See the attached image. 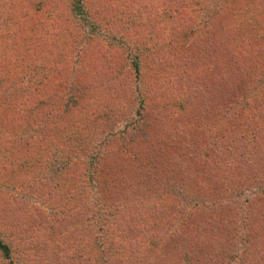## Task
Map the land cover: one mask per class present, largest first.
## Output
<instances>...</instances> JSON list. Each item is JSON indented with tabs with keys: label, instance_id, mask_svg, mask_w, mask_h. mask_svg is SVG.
Instances as JSON below:
<instances>
[{
	"label": "trees",
	"instance_id": "16d2710c",
	"mask_svg": "<svg viewBox=\"0 0 264 264\" xmlns=\"http://www.w3.org/2000/svg\"><path fill=\"white\" fill-rule=\"evenodd\" d=\"M148 1L26 0L34 11L33 26L43 20L54 28L51 41L60 57L46 58L48 73L59 64L62 70L56 74V89L44 88L30 77L21 85L22 77L2 70L0 121L7 130L14 123L25 127V136L8 139L14 149L21 148L20 158L30 151L39 159L61 148L65 160L59 175L67 182L62 188L74 199L71 213L63 211L64 221L81 224L91 243L107 254L109 264H236L237 255L224 249L226 243L233 245L235 234H226L227 224L216 217L223 206L248 209L250 189L245 183L250 176L242 173L247 168L264 172V123L254 120V98L248 97L251 82L264 72V59L255 55L253 42L236 39L213 15L196 37L191 36L196 33L192 25L187 29L191 8L203 10L220 0ZM169 29L172 37L166 38ZM200 53L215 60L188 71L192 61L186 59H200ZM213 72L219 84L215 100L200 91L204 75ZM116 153L135 155L124 175H114L116 170L105 160ZM169 155H184L187 163L166 159ZM19 162L24 164V158ZM193 164L200 175L208 167V182L222 179L227 187L194 184L188 169ZM11 168L0 162V172ZM143 175L144 185L138 189L143 199H129L126 224L109 227L110 220L119 222L118 179L135 183ZM164 178L172 187L154 183ZM27 182L16 179L12 187L18 192H52L46 183ZM243 216L245 227L251 216ZM6 230L0 216V254L6 264H15ZM220 231L224 235L219 236ZM248 238L240 237L245 253ZM199 245L202 250L196 249ZM83 254L78 247L71 256L83 262Z\"/></svg>",
	"mask_w": 264,
	"mask_h": 264
},
{
	"label": "rangeland",
	"instance_id": "374dc122",
	"mask_svg": "<svg viewBox=\"0 0 264 264\" xmlns=\"http://www.w3.org/2000/svg\"><path fill=\"white\" fill-rule=\"evenodd\" d=\"M25 1L26 0H0V72L2 70H9L10 75H19L18 77H22L23 80L21 85H23L24 82L28 83L30 77L32 78V82L35 81L44 88L56 89L55 87L58 86L57 73L62 70V65L59 64V66L51 68L53 72L50 71L48 73L47 70H50V62L46 60L47 57L51 60L54 55L55 57L53 60H57L58 56L60 57L59 54L56 56L59 50L55 42L51 41V33L54 29L53 25L49 22L43 23L41 19L42 22L39 21L38 25L34 27L31 18V14L34 11L30 6L25 4ZM149 1L152 2L154 0ZM10 2L13 3V5ZM3 3H5L6 6L1 7ZM190 7L194 6L191 5ZM191 13L192 18H188L186 22L187 29H190L192 25V30L196 32L191 36L196 37L200 29L203 26L206 27V25L210 23V16L213 15L221 26H225L236 35V39L239 40L238 37H241L244 38L243 40L253 42L254 46L257 47L256 51H254L255 55L260 54V58L264 59V0H235L232 4L227 2V0H220L217 2L211 1L204 6L203 10L191 8ZM37 15L40 17L38 13ZM168 24L170 25L171 23L169 22ZM170 35L172 37L171 29L165 31L166 38H169ZM259 38H261V40H259ZM117 42L120 41L118 40ZM259 46H261V48H259ZM198 56L201 58L198 59V57H195L193 60L190 58L186 59L192 61L188 62L187 70L193 69V71L196 72L200 69L198 67L202 65L204 61L205 64H207L215 60L213 55L209 57V59L201 53ZM171 58L174 59V57ZM215 70H217L216 67ZM216 73L217 72H213V74L209 73V76L206 77L204 75V84L200 86L202 95L206 94L214 100L218 97L219 93ZM114 75L120 80L119 77H121V75L117 73ZM253 83L254 85L252 87L249 86V92L251 94H248V97L250 95L252 96V100L254 98V102L250 106L251 112L255 115V121L264 123V96L262 99H259L260 96H258L261 94L264 95V72H261L260 76H257L256 79L251 82V84ZM123 98L125 101L126 98ZM41 104L43 105V103ZM45 105L44 107H46ZM211 106H213V104ZM1 122L2 121H0V162L4 165L8 163L12 168L7 171L1 170L0 172V197L7 192L10 193L7 198L4 200L1 199L0 201V204H2L0 207V216L5 220V225L7 226L6 233L14 246V263L109 264L110 259L109 257L107 258V254L102 255L100 248L96 244L91 243L92 241L88 237L87 231H85V228L82 227L81 224L78 222L72 224L71 220L64 221L65 217H63V211H65V214L71 213L74 199L70 198L71 194L63 190L65 186L62 188V184L67 182L61 179L59 175L61 174L65 160L61 148L57 149L55 147L45 152L39 159L34 157V152L26 150L27 155L20 158L19 154L22 152L21 148L14 149L16 148L15 144L8 142V139L10 141V139L14 140L21 136H25V132L27 133L25 127L19 126L18 124L15 126L16 123H14L11 128L7 130ZM158 129L159 127L157 130ZM9 145L13 147H11L13 149L12 152H10L11 148ZM110 145L114 144L110 142ZM138 151L140 155H142L141 152L144 151L143 147L138 149ZM178 151H181V149ZM170 155L166 157V159L171 158L172 161H175L179 158L182 164L187 163L184 159V155H180L179 157ZM134 157L135 155L133 153L122 155L116 153L114 158L109 155L105 156V160H109L108 163L111 164L110 169L116 170L114 175H124V173H127L126 166L128 167L132 165V163H135ZM23 158L24 164L19 162V159ZM197 167L193 164L188 168L191 172L192 179H195V182L193 181L194 184L197 183L201 187H212L213 185L221 188L227 187L222 184L225 181H222V179L215 183L213 181L208 182V175L211 171L208 167H204L203 175H200L197 172L200 173L201 170L199 171L200 168L196 170ZM248 174L250 180L245 183L248 185L247 189H250L247 194L249 199L248 209H245L243 206L241 210L239 208L233 209V207L231 210L223 206L224 209L219 211V215L216 218L227 224L226 234L229 232H234L235 234L233 245L231 246L226 243L227 246L224 249L229 248V254L237 255L236 264H242V259L247 253L249 258L246 259L247 261H245V264H264V172L254 171L251 173L247 168L243 171L242 175L244 177ZM143 177L145 176H140L138 178L140 180H135L138 183L137 185L136 182H127L125 178L118 179L115 191L118 194L119 201L122 202V204L118 206L119 211H116L119 222H111L110 220L108 223L109 227L118 225V223L123 225L126 224L127 208L131 206V200L129 199L135 198L140 201L143 199L142 195L140 196L138 192V189L144 185ZM219 177H221V175ZM23 178L28 181V184L34 186H40L46 183L53 188L52 192L49 190L48 195H44V192H38L39 190L18 192V190L12 187L13 181ZM167 180V178L163 180L159 179L154 183L158 185V183L161 182L165 188L172 187V185L170 186V184H168ZM174 180L175 179H172V182H174ZM174 183L176 184V181ZM226 193L230 194L229 192ZM151 200L152 199H149V201ZM240 206L242 205L238 207ZM245 213L251 216V221H247V225L244 227L243 214ZM73 226L77 227L76 231L73 229ZM64 229L67 230V234H64ZM115 231H117L116 228ZM205 232L206 231H204L203 235L204 240L206 238L205 234H209ZM248 232H250L251 235L248 234ZM245 234L249 237V249L247 253L240 248V237ZM221 235H224V232L220 231L219 236ZM224 238V236L221 237V239ZM206 240L208 241V245H210L209 242L211 240L207 238ZM84 242H86V245L80 247L79 245H81V243L83 245ZM78 247L80 251L82 250V253H84L83 262L82 260L81 262H76L75 258L71 256V253L75 252ZM196 249L202 250L200 245L197 246ZM176 256H178V254H176ZM6 263L7 260L0 254V264ZM231 264H234V262Z\"/></svg>",
	"mask_w": 264,
	"mask_h": 264
}]
</instances>
